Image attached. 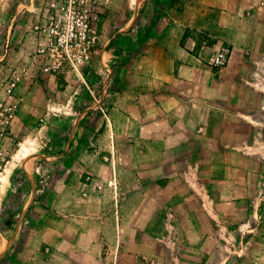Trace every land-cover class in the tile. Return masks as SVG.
Wrapping results in <instances>:
<instances>
[{
    "label": "crops",
    "instance_id": "1",
    "mask_svg": "<svg viewBox=\"0 0 264 264\" xmlns=\"http://www.w3.org/2000/svg\"><path fill=\"white\" fill-rule=\"evenodd\" d=\"M53 1L0 0V68H26V76L16 90L19 109L7 137L0 139V264H129L128 260L134 264H164L165 255L159 250L161 242L156 236L160 221L158 213H153L162 208L158 205V197L153 198L160 193L168 196L166 209L174 213L181 210L183 217L179 222L183 227L189 226L188 231H183L181 258L188 259L186 251L193 250L195 254L198 252L195 258L199 264H204V245L208 241L204 231L206 225L203 223L202 228L199 226L196 230L194 219H188L189 201L194 193L188 186L178 190L180 183L185 184L178 164L206 161L200 151V147L206 146L199 144L203 138L214 139L219 144L217 147L229 150L234 157L230 161L237 162L238 147L250 145L258 130L264 127L260 114L264 109L262 102L247 111L249 113L243 106L239 111L230 109L229 112L206 106L173 108L168 100L174 97L176 77L151 73L159 63L150 57L145 58L150 64L146 70L122 71L126 77L133 78L134 86L125 87L117 95V101L112 100L114 104L105 120L89 110L91 105L79 106L83 96H63L61 86L72 81H68L71 74L52 76L39 70L43 55L37 51L45 46L40 28L49 18L45 6ZM174 1L150 0L156 10L150 16L153 20L145 33H148L149 43H155V49H146L145 54L154 55V51H158L168 58L164 43L185 38L186 27L191 30L185 38L188 46H196L193 27L200 31L203 23L190 24L186 18L176 16ZM164 18L167 19L165 29L175 22L172 34L162 33L163 29L158 31ZM217 36L219 42L234 41L230 35ZM118 43L103 49L106 53L109 51L112 64L126 56L127 50ZM118 49L121 52L117 53ZM140 56L141 53H135L130 64L141 65ZM173 63L171 60V67ZM164 86L166 91H163ZM160 91L166 92L165 106L142 105L143 98L158 99ZM186 93L183 91L182 97L185 98ZM112 94L107 95L110 101ZM4 96L5 90L1 87L0 100ZM122 97L125 102L121 101ZM127 100L131 106H127ZM70 103L77 105L74 116L68 113ZM87 110L97 117L98 124L86 122L91 116L85 115ZM213 130L219 133L214 134ZM210 134H213L211 138ZM117 146L133 147L129 157L125 156L129 167L118 166L114 153ZM210 154L215 158L209 161L217 162L215 147ZM114 173L120 180L135 179L134 210L140 212V215L136 213V219L142 230L134 241L123 239L125 222L120 220L116 225L113 218L114 190L106 182ZM84 176L91 179L90 184ZM42 179H48L46 186ZM250 189L247 188L248 194ZM199 194L202 201L199 199L198 210L208 216L213 205L206 203L207 191ZM118 210H123L121 202ZM144 211L151 213L144 216ZM209 217L212 219V215ZM143 218L147 220L143 222ZM146 227L151 228L149 233L143 232ZM261 243V255L256 259L263 263L264 241ZM213 249L217 250V245Z\"/></svg>",
    "mask_w": 264,
    "mask_h": 264
},
{
    "label": "rangeland",
    "instance_id": "2",
    "mask_svg": "<svg viewBox=\"0 0 264 264\" xmlns=\"http://www.w3.org/2000/svg\"><path fill=\"white\" fill-rule=\"evenodd\" d=\"M173 6L176 16L186 18L190 24L201 21L204 27L200 28V31L193 27L196 31L195 47H189L185 40L189 35L188 31H191L189 27H186L184 32L185 38H175V42H165L164 45L169 53L167 58L158 51H154V55L145 54L146 49L149 51L155 49V43H149L150 38L148 33H145L153 20L150 16L154 15L156 10L150 0H91L90 7L97 27L98 42L91 65L69 75L68 81H72L69 83L66 81L61 86L64 91L63 96L65 97L66 94H79L80 98L83 96L84 100L80 101L79 106L91 105L92 108L89 110L106 120L114 104L112 100L117 101V95L125 87L134 86L133 78L126 77L122 71L132 69L138 73L146 70L150 64L145 58L151 57L159 63V67L152 69L151 73L159 76L173 74L176 77L174 97L168 100V105L173 108L183 106L194 109L206 106L229 112L230 109L239 111L238 109L243 106L247 112L259 106L261 102V106L264 107V0H175ZM45 8L47 13H50L48 4ZM166 23L167 19L164 18L158 31L163 29L162 33L172 34L171 28L175 22L168 26V29L164 28ZM178 28L177 26L176 33ZM124 34L126 37H123ZM217 35H230L234 41L219 42ZM118 42H121L127 50L126 56L112 64L109 51L107 54L103 49L113 47ZM225 44L230 46L232 53L225 66L216 68L211 64V57ZM119 51L120 49L117 53ZM135 53H141V65L130 64L135 59ZM171 60L174 62L172 67ZM17 68L19 67L0 68V88L4 87L9 71ZM184 80H187V83H184ZM157 87L160 89L161 84L158 83ZM185 90L187 93L184 98L181 93ZM163 91H166L165 86ZM110 92H113L111 101L107 97ZM165 94L166 92L160 91L158 99L143 98L142 105L149 108L165 106L163 98ZM121 101L126 100L122 97ZM126 103L127 106H131L129 100ZM76 106L70 103L68 112L70 116L76 115ZM100 107L104 109V113L101 112ZM89 110L85 115L91 116L86 122L98 124L97 117L94 118ZM260 114L264 122V109ZM213 133L219 132L213 130ZM212 136L213 134H210V138ZM225 136L228 138L229 133L227 132ZM199 144L206 146L200 147L202 158L206 161L190 165L186 162L178 164L185 182L184 185L180 183L178 190L186 189V186L190 187L194 195L189 201L188 219H194L196 230L203 223L206 225L204 231L208 241L204 245L206 258L202 261L204 264H264L256 259L261 255L263 245L261 241H264V127L258 130L256 138L250 145L238 147L237 162H231L234 157L229 150L222 149L221 146L217 147L219 144L214 139L203 138ZM213 147L216 150L217 162L209 161L215 158L210 154ZM191 150L196 149L191 147ZM132 152L133 147L130 146L115 148L114 153L118 157L119 167L130 166L125 156L129 157ZM116 177L118 176L114 173V176L106 182L114 190L113 218L116 225L125 222L122 227L123 239L128 242L134 241L138 231L142 230L138 227L139 220L136 219V213L140 215V212L134 210L135 179L127 177L120 180ZM85 180L88 181L87 184L91 183L90 178L85 177ZM120 184L122 187H119ZM248 187L251 188L249 194ZM202 191H207L206 203L213 205V209L208 210V216H204L197 206L199 199L201 200L199 192ZM156 197H158V205L162 207L153 213L155 215L158 213L160 221L159 234L156 236L161 242L159 250L165 255L162 259L163 263L199 264L200 261L195 258L198 252L195 254L193 250L191 253L187 251L185 253L190 258H181L183 231L189 230V226L183 227L182 222H179L183 212L176 210L174 213L166 209L165 203L168 199L166 194L153 196ZM120 202L123 205L121 212L118 210ZM150 213L151 211H144L143 215ZM209 215H212V219ZM8 218L10 220V214ZM145 220L147 219L143 218V222ZM143 230L144 233H149L151 228L146 227ZM148 240L150 241V236ZM216 245L218 251L213 249ZM128 263L134 264V261L128 260Z\"/></svg>",
    "mask_w": 264,
    "mask_h": 264
},
{
    "label": "built area",
    "instance_id": "3",
    "mask_svg": "<svg viewBox=\"0 0 264 264\" xmlns=\"http://www.w3.org/2000/svg\"><path fill=\"white\" fill-rule=\"evenodd\" d=\"M90 3L91 0H54L49 4V18L40 28L45 46L37 51L43 55L41 73L68 75L91 65L98 33ZM231 52L230 46H221L211 57L212 66H225ZM25 76L26 68L21 67L11 69L5 79V96L0 100V139L7 137L19 109L20 99L16 90ZM100 110L104 113L102 107ZM41 181L43 186L48 184V179Z\"/></svg>",
    "mask_w": 264,
    "mask_h": 264
}]
</instances>
